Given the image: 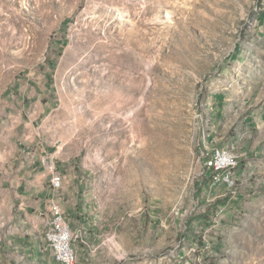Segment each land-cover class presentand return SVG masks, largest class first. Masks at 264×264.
I'll use <instances>...</instances> for the list:
<instances>
[{
    "label": "rangeland",
    "instance_id": "obj_1",
    "mask_svg": "<svg viewBox=\"0 0 264 264\" xmlns=\"http://www.w3.org/2000/svg\"><path fill=\"white\" fill-rule=\"evenodd\" d=\"M262 20L264 0H0V264H57L28 195L54 173L95 226L76 264H264ZM214 148L240 157L231 188Z\"/></svg>",
    "mask_w": 264,
    "mask_h": 264
},
{
    "label": "built area",
    "instance_id": "obj_2",
    "mask_svg": "<svg viewBox=\"0 0 264 264\" xmlns=\"http://www.w3.org/2000/svg\"><path fill=\"white\" fill-rule=\"evenodd\" d=\"M239 155L233 149L223 150L214 148L209 157L205 159V168L211 171L210 179L214 185H225L231 188L235 179L231 175L237 168ZM52 191L62 187V177L54 173L50 181ZM50 220L45 233V241L53 253L54 262L57 264H76V253L73 246L77 237L69 229L64 213L58 203L50 207Z\"/></svg>",
    "mask_w": 264,
    "mask_h": 264
},
{
    "label": "crops",
    "instance_id": "obj_3",
    "mask_svg": "<svg viewBox=\"0 0 264 264\" xmlns=\"http://www.w3.org/2000/svg\"><path fill=\"white\" fill-rule=\"evenodd\" d=\"M264 23V20H262ZM222 138H220L221 140ZM38 185L32 184L29 187V194L34 195L32 199L31 207L35 210V214H40L47 209V203H59L63 211L65 212V218L69 229L75 233L79 232L80 235L88 238L89 235L93 234L94 225L85 224L81 219L88 220V216L91 215L89 212V206L83 199H78L72 191H64L59 194H53L50 189V193L44 188V186L38 181ZM51 188V187H50ZM90 222V221H89Z\"/></svg>",
    "mask_w": 264,
    "mask_h": 264
}]
</instances>
